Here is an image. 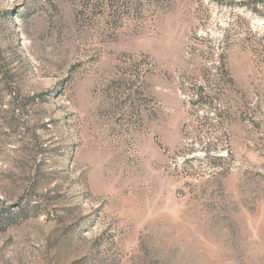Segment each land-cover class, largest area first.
I'll list each match as a JSON object with an SVG mask.
<instances>
[{"label":"rangeland","instance_id":"1","mask_svg":"<svg viewBox=\"0 0 264 264\" xmlns=\"http://www.w3.org/2000/svg\"><path fill=\"white\" fill-rule=\"evenodd\" d=\"M0 264H264V0H0Z\"/></svg>","mask_w":264,"mask_h":264},{"label":"trees","instance_id":"2","mask_svg":"<svg viewBox=\"0 0 264 264\" xmlns=\"http://www.w3.org/2000/svg\"><path fill=\"white\" fill-rule=\"evenodd\" d=\"M211 72L208 78L196 88V91L191 92L189 102L196 111L203 109L208 114H212V117H209L214 121L215 119L220 120L224 112L228 110L224 99L231 94L233 79L223 61L213 66ZM208 139L213 140L212 137Z\"/></svg>","mask_w":264,"mask_h":264}]
</instances>
